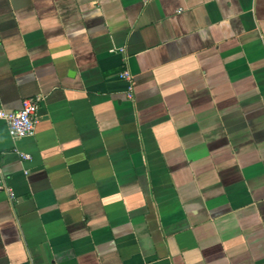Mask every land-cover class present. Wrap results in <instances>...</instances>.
<instances>
[{
  "label": "crops",
  "instance_id": "obj_1",
  "mask_svg": "<svg viewBox=\"0 0 264 264\" xmlns=\"http://www.w3.org/2000/svg\"><path fill=\"white\" fill-rule=\"evenodd\" d=\"M32 97L0 264H264V0H0V108Z\"/></svg>",
  "mask_w": 264,
  "mask_h": 264
},
{
  "label": "built area",
  "instance_id": "obj_2",
  "mask_svg": "<svg viewBox=\"0 0 264 264\" xmlns=\"http://www.w3.org/2000/svg\"><path fill=\"white\" fill-rule=\"evenodd\" d=\"M119 77L127 84V97L132 99L134 93V78L129 71L124 70ZM40 97L25 98L22 100L21 108L17 111H6L0 108V121L4 122L8 135L13 140L32 136L38 121V107ZM22 159H30L29 155L20 154ZM0 191H4L10 201L15 200L13 190L0 181Z\"/></svg>",
  "mask_w": 264,
  "mask_h": 264
}]
</instances>
